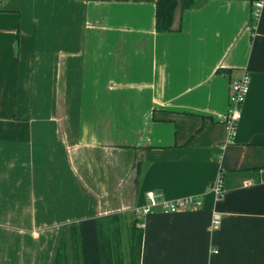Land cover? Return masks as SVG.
<instances>
[{"label":"crops","instance_id":"1","mask_svg":"<svg viewBox=\"0 0 264 264\" xmlns=\"http://www.w3.org/2000/svg\"><path fill=\"white\" fill-rule=\"evenodd\" d=\"M255 1L199 0L159 33L156 0H0V264H51L61 228L113 214L125 225L151 191L203 205L137 217L139 264H264ZM244 73L226 143L220 117Z\"/></svg>","mask_w":264,"mask_h":264},{"label":"trees","instance_id":"2","mask_svg":"<svg viewBox=\"0 0 264 264\" xmlns=\"http://www.w3.org/2000/svg\"><path fill=\"white\" fill-rule=\"evenodd\" d=\"M198 3L199 0H156V32H170L176 9L189 10L198 6ZM131 218L130 222L124 225L120 215L113 214L103 220L104 228L103 221L98 219L81 222L78 226L71 224L67 229L61 228L51 264H70L69 249L66 247L64 250L65 234L75 249L74 253L70 254L71 264H139L142 222L132 215Z\"/></svg>","mask_w":264,"mask_h":264},{"label":"built area","instance_id":"3","mask_svg":"<svg viewBox=\"0 0 264 264\" xmlns=\"http://www.w3.org/2000/svg\"><path fill=\"white\" fill-rule=\"evenodd\" d=\"M263 7V0H257L253 4L252 21H257ZM250 77L248 73H244L241 78L233 81L229 86L228 92V108L220 117V122L225 128V142L231 143L236 134L238 122L241 119V108L249 91ZM222 175L216 177L209 184V189L218 200L223 194ZM147 203L144 206L136 207L132 210L133 214L137 217H143L154 210L163 213H177V212H195L198 211L202 205V200L197 196H189L174 200L163 199L159 192L145 193ZM221 216L217 213L212 214L211 227L216 228L219 226ZM142 226V225H141Z\"/></svg>","mask_w":264,"mask_h":264},{"label":"rangeland","instance_id":"4","mask_svg":"<svg viewBox=\"0 0 264 264\" xmlns=\"http://www.w3.org/2000/svg\"><path fill=\"white\" fill-rule=\"evenodd\" d=\"M132 210H133V209H132ZM132 210H131V211H132ZM63 238H64V236H63ZM63 240L66 242V244H65V246H64V250H66V247L69 249V251H68V254H69L68 259H69V263L71 264L70 254H71V252L74 253L75 249L73 248V244H72L71 241L69 240L67 234H65V238H64ZM55 247H56V246H55ZM54 250H55V249H54ZM51 261H52V260H51Z\"/></svg>","mask_w":264,"mask_h":264}]
</instances>
